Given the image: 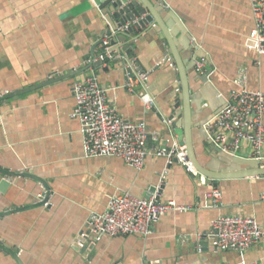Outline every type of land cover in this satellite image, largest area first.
Returning a JSON list of instances; mask_svg holds the SVG:
<instances>
[{"label":"crops","instance_id":"crops-1","mask_svg":"<svg viewBox=\"0 0 264 264\" xmlns=\"http://www.w3.org/2000/svg\"><path fill=\"white\" fill-rule=\"evenodd\" d=\"M84 1L0 0V97L53 81L17 99L0 101V215L32 207L0 216V241L19 253L22 264H264V239L241 255L218 249L208 237L213 222L223 216L252 218L264 229L263 177L210 184L202 174L194 177L154 153L141 170L117 158H88L81 123L73 117L72 85L92 72L121 117L143 123L159 136L160 146L178 145L170 134V118L182 96L171 58L175 51L189 77L198 161L220 173L245 169L232 156L215 151L204 127L226 107L241 70L247 73L248 88L264 93V55L246 48L255 26L253 0H162L170 10L163 19L173 50L157 26L130 40L139 67L150 74L156 110H147L139 89L132 93L123 87L127 68L135 72L134 64L89 68L102 51L97 44L113 29L98 8L61 19ZM198 63L205 68L199 70ZM70 71L80 74L57 80ZM205 75L208 80L202 83L199 78ZM158 144L149 142L150 148ZM253 155L246 145L238 158ZM261 157L264 160V148ZM8 172L31 174L37 180ZM45 186L50 189L48 206H40L38 196L48 193ZM154 188L160 202L178 208L159 219L154 235L104 237L88 253L75 250L73 243L90 214L106 212L112 196L130 193L144 199ZM213 189L221 192L222 207L206 201ZM0 264L17 262L0 250Z\"/></svg>","mask_w":264,"mask_h":264},{"label":"built area","instance_id":"built-area-1","mask_svg":"<svg viewBox=\"0 0 264 264\" xmlns=\"http://www.w3.org/2000/svg\"><path fill=\"white\" fill-rule=\"evenodd\" d=\"M252 10L255 26L247 37L246 48L264 55V0H253ZM133 24L128 23L103 39L101 52H105L106 57L113 59L112 40L119 33H126ZM133 64L135 72L127 75L123 87L132 93L139 89L137 92L147 110H156V100L149 90L150 74L135 66L136 58ZM197 65L199 70L205 68L204 63ZM235 84L237 90L231 94L226 107L205 125L204 130L213 147L222 153L241 157L243 147L250 145L254 153L250 159L260 160L264 148V93L250 91L245 70L239 72ZM72 92L76 102L73 117L81 123L84 150L88 158H117L141 170L147 157L154 153L167 158L168 165L179 164L190 175L199 176L189 161L186 146H160L159 136L150 134L143 123H132L121 117L109 104L107 90L100 85L94 73L90 72L88 77L74 81ZM149 142L159 144L150 148ZM201 179L205 181L204 176ZM46 197V191L41 193L38 196L39 203L45 202ZM206 201L214 208L223 206L222 194L218 189L207 193ZM172 209L178 208L173 202H160L158 189L144 199L130 193L114 195L108 201L106 212L90 214L86 228L78 234L73 246L78 252L88 253L104 237L149 238L155 234L159 219ZM208 237L218 249L243 255L264 239V229L252 218L223 216L213 222ZM239 264L257 263L242 261Z\"/></svg>","mask_w":264,"mask_h":264},{"label":"water","instance_id":"water-1","mask_svg":"<svg viewBox=\"0 0 264 264\" xmlns=\"http://www.w3.org/2000/svg\"><path fill=\"white\" fill-rule=\"evenodd\" d=\"M95 8H98V10L102 11L103 14H106L108 16L107 19L109 20V23L112 26L113 29L112 31H117L118 29H120L121 27L125 26L128 23H134V24L130 27V29L126 33H119L112 40L111 53L115 52L114 60L106 57L105 52L104 53L101 52L96 58L94 57V60L96 59L98 60L96 62L94 61L91 64V66H89V68L91 67V69L95 70L97 68L103 67V65L105 64L108 66V68L112 64L122 65L125 67L128 63L133 64L135 57H134V53L132 52V46L130 45V40L132 41L135 40L137 38V34H143L144 32L147 31L148 28H150L151 30L155 25L162 30L163 33L161 34H163L162 36L165 37L166 39L165 42L173 50V45L170 37L167 35L168 33L166 31L167 29L163 19V16L169 13L170 10L167 8L166 4L162 0H85L80 5L72 8L71 10L63 14L61 16V19H66L69 17H79L81 15L93 11ZM109 35H111V32H109ZM118 41L121 42L120 44L121 46L117 44ZM99 44H102V42H99L97 46ZM94 55L95 54H93V56ZM178 57L179 55L175 51L172 52L171 58L175 59V66H177V74H179L178 77L179 80H181L180 90L182 92V96H180L176 101L177 103L175 106L176 112L174 113L173 117L170 118V122H171L170 134L171 136H173V139H175V141H177V143L180 146L187 147L189 161L193 164V166L200 174L206 177L207 182L210 184L218 183L220 181H225V180L245 179V178H254V177L264 178V160H251V159L245 160L242 158L233 157L231 160L239 161V163L243 164V166L246 168L241 170L224 172V173L215 172L209 169L208 167H206L204 163L201 164L198 161L195 150L196 146L193 139V127H192V119H191V95H190L191 90L189 86V77L186 75L185 66L183 65L182 61H180L181 58L179 59ZM137 65L139 67L138 62ZM139 69L141 70L140 67ZM127 72L133 75V71L131 68H127ZM78 74H80V71H76V72L70 71L66 76L59 78L57 80L68 79ZM187 79L188 82H186ZM199 79L202 83H205L207 82L208 77L207 75H205L203 77L201 76ZM51 83H53V81L43 82L42 84L34 88L21 90L13 94H10L8 96L0 97V101L7 102L9 99L12 98L17 99L20 95H23L32 90H38ZM179 109L182 110L180 113L182 114L181 117L180 114L177 115L178 114L177 110ZM219 113L220 112H217L216 114ZM208 143L212 145L210 140H208ZM215 151L220 154H224L217 149ZM8 175L18 178L24 177V178L36 179V177L31 174L29 175L20 172H16V173L8 172ZM45 187L46 190L48 191L47 197L45 202L39 204L40 206H45V204L48 202V199L50 197V192H49L50 189L48 186ZM155 190L156 188H154L152 192H155ZM31 208L32 207L29 206L23 209L8 210L5 213L1 214L0 216L10 215ZM0 250L11 255L16 260L17 264H22L21 260L19 259V255H18L19 253L13 252L9 246H6L1 241H0ZM84 253L85 252H83V254Z\"/></svg>","mask_w":264,"mask_h":264}]
</instances>
